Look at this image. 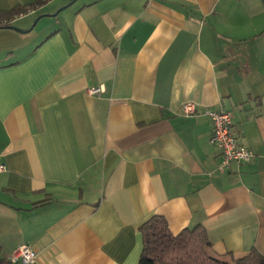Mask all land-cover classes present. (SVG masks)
I'll use <instances>...</instances> for the list:
<instances>
[{
	"label": "crops",
	"instance_id": "1",
	"mask_svg": "<svg viewBox=\"0 0 264 264\" xmlns=\"http://www.w3.org/2000/svg\"><path fill=\"white\" fill-rule=\"evenodd\" d=\"M32 2L0 28V264L21 245L33 264H138L154 215L222 260L264 254V0L0 11ZM206 110L231 113L250 160L218 170Z\"/></svg>",
	"mask_w": 264,
	"mask_h": 264
},
{
	"label": "trees",
	"instance_id": "2",
	"mask_svg": "<svg viewBox=\"0 0 264 264\" xmlns=\"http://www.w3.org/2000/svg\"><path fill=\"white\" fill-rule=\"evenodd\" d=\"M36 4L32 2L8 12L0 11V28L10 27L11 18L25 14ZM138 231L142 235L138 264H264V254L256 249L233 261L212 256L208 253L211 245L203 228H186L174 235L168 230L167 221L157 215L141 224Z\"/></svg>",
	"mask_w": 264,
	"mask_h": 264
},
{
	"label": "built area",
	"instance_id": "3",
	"mask_svg": "<svg viewBox=\"0 0 264 264\" xmlns=\"http://www.w3.org/2000/svg\"><path fill=\"white\" fill-rule=\"evenodd\" d=\"M104 91V85H98L89 87L86 93L94 97H99L105 93ZM194 112V105L192 103H186L183 105L181 114L188 116ZM203 113L209 117L212 123V134L208 138L209 142L218 147L221 152L222 160L219 163L218 170L223 171L230 162L241 163L250 160L253 156L252 151L242 145L240 146L230 131L231 113L222 110H206ZM5 170V163L0 161V172ZM35 260L36 252L27 245H21L15 248L7 261L12 264H33Z\"/></svg>",
	"mask_w": 264,
	"mask_h": 264
},
{
	"label": "water",
	"instance_id": "4",
	"mask_svg": "<svg viewBox=\"0 0 264 264\" xmlns=\"http://www.w3.org/2000/svg\"><path fill=\"white\" fill-rule=\"evenodd\" d=\"M63 9H64V7H63V8H61V9H59V11H60V10H63ZM55 15H57V14L55 13ZM10 28H14V27H12V26H11ZM14 29H15V28H14Z\"/></svg>",
	"mask_w": 264,
	"mask_h": 264
}]
</instances>
